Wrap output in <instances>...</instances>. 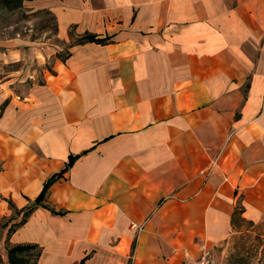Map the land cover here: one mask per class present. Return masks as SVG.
I'll return each instance as SVG.
<instances>
[{
	"label": "crops",
	"instance_id": "1",
	"mask_svg": "<svg viewBox=\"0 0 264 264\" xmlns=\"http://www.w3.org/2000/svg\"><path fill=\"white\" fill-rule=\"evenodd\" d=\"M32 5L61 45L0 77V220L61 174L8 244L35 264H184L235 209L264 221V0Z\"/></svg>",
	"mask_w": 264,
	"mask_h": 264
},
{
	"label": "rangeland",
	"instance_id": "2",
	"mask_svg": "<svg viewBox=\"0 0 264 264\" xmlns=\"http://www.w3.org/2000/svg\"><path fill=\"white\" fill-rule=\"evenodd\" d=\"M33 0H0V77L8 75L13 70H19L20 78L26 77L31 71L45 65H36L27 59V48L35 41H47L49 47L61 45L54 37L55 23L53 17L42 9L32 5ZM55 55L58 59L65 55L66 48ZM19 56H11L10 52ZM19 216L11 210L10 214L0 220V264H7L5 259L6 230L16 223ZM264 243V221L246 222L235 220V228L227 238L211 251L213 264H239L246 261L254 247ZM34 252L24 254L20 264H32Z\"/></svg>",
	"mask_w": 264,
	"mask_h": 264
},
{
	"label": "trees",
	"instance_id": "3",
	"mask_svg": "<svg viewBox=\"0 0 264 264\" xmlns=\"http://www.w3.org/2000/svg\"><path fill=\"white\" fill-rule=\"evenodd\" d=\"M85 42H94V43H102V40H99L95 38L93 35H85L81 39L77 40L76 43H85ZM72 158L68 159V162L66 164V168H68L71 165ZM61 172L59 174H55L50 176L43 184L41 187V190L39 194L36 196V198L32 201V204L30 206H27L21 210H15L12 208V206L9 204V210H13L16 216H19V219L16 223L12 224L9 226L6 230V237L4 242L6 243V248H5V259L7 261V264H20L23 262L22 256L24 254H29L30 252H34L33 254V262L32 264H35L38 255H39V250L33 246V245H10L8 244V237L17 229L19 228L26 218L30 215L32 212L34 206H41L43 200L46 197V193L48 190V187L50 184L60 176ZM51 213H55L51 211ZM240 219L242 221H246L251 223L250 221L245 220L244 218L241 217V210L240 209H235L233 213L231 214L230 217V224L232 229L235 228V220ZM84 259H81L78 264H85ZM239 264H264V243L262 245H259L258 247H254L252 250V253L249 254L247 257L246 261H240Z\"/></svg>",
	"mask_w": 264,
	"mask_h": 264
},
{
	"label": "built area",
	"instance_id": "4",
	"mask_svg": "<svg viewBox=\"0 0 264 264\" xmlns=\"http://www.w3.org/2000/svg\"><path fill=\"white\" fill-rule=\"evenodd\" d=\"M184 264H213L209 250H203L198 258L185 262Z\"/></svg>",
	"mask_w": 264,
	"mask_h": 264
}]
</instances>
